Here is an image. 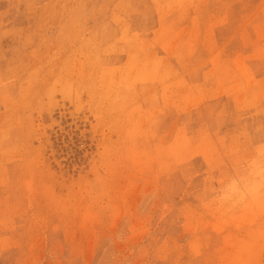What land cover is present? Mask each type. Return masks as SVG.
<instances>
[{
  "label": "rangeland",
  "instance_id": "374dc122",
  "mask_svg": "<svg viewBox=\"0 0 264 264\" xmlns=\"http://www.w3.org/2000/svg\"><path fill=\"white\" fill-rule=\"evenodd\" d=\"M0 264H264V0H0Z\"/></svg>",
  "mask_w": 264,
  "mask_h": 264
}]
</instances>
